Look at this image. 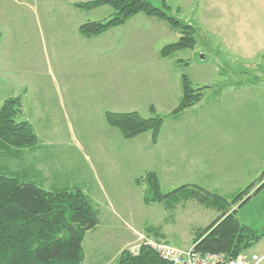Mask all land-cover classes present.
I'll list each match as a JSON object with an SVG mask.
<instances>
[{
	"label": "rangeland",
	"instance_id": "rangeland-1",
	"mask_svg": "<svg viewBox=\"0 0 264 264\" xmlns=\"http://www.w3.org/2000/svg\"><path fill=\"white\" fill-rule=\"evenodd\" d=\"M149 1L156 7L161 6V0ZM65 3L66 0H0V17L10 20V29L5 28L4 40L11 34L9 41L12 42L11 47L2 51L9 54V60L15 64L14 67L10 65L12 73L17 71V65H26L21 71L34 75L32 67L36 63L39 83L53 76L57 87H61L62 79L66 77L67 87L73 92L69 95L73 102L65 105L69 108L66 114L71 118L65 123L63 137H73L77 143V147L74 145L76 150L69 148L67 155L62 152L66 146L44 147L43 130L33 129L38 133L42 146L38 155H41L44 164L56 170L55 178L59 184L55 188L78 187L88 191L96 189L98 178L116 182L115 187L105 185V196L96 193L98 201H101V207L97 208L99 223L85 234L82 242L83 264H115L122 250L126 251L144 240L143 237L138 239L139 234L147 237V227L164 236V240L153 238L158 242L178 248L190 247L194 231L207 226L218 215L216 211L203 209L195 202L178 205L171 211L165 210L159 203L145 205L141 194L143 187H136L134 179L147 169L155 170L156 154L145 149V158L134 162L133 168H130L131 157H138L132 154L136 143L119 137L120 142H113L117 149L107 145L112 140L102 134L97 123L104 109L111 110L119 103L123 105L121 110L136 111L143 117H148L149 105H154L160 115H168L177 105V79L182 73L195 86L223 88L224 103L214 111L212 118H209L212 112L208 110L211 107L206 105L202 108L193 106L176 119L167 117L163 129L181 130L184 132L181 137L194 144L195 149L205 139L209 147L208 155L212 159L210 170L212 168L218 173L212 172L211 178H208L210 191L219 195H230L233 191L234 196L250 187L249 200L238 208V204L247 197L244 196L231 207L236 209L240 224L264 227V185L253 194L264 182V0H165L171 15L195 28L196 40L193 49L178 51L166 61L159 60L157 53L162 46L178 39L177 30L170 29L168 25L163 30L154 28V18L139 14L113 33V39L119 38L120 44L115 50L106 52L97 48L100 47L97 44L107 39H95L86 46L71 39L72 33L64 30L62 25L65 17L59 12ZM48 6L57 11L50 16L54 22L52 33L45 25L49 17L44 18L43 15ZM98 12L103 14L104 9ZM51 35L56 38L55 44L50 40ZM130 36L132 44L128 39ZM108 42L114 43L109 39ZM116 56L117 62L114 61ZM111 58L113 61L109 62ZM179 61L188 64L180 65ZM255 77L260 86L249 84V80ZM237 82L247 84L232 91ZM3 93L6 92L3 90ZM210 93L211 90H208L202 103L209 95L211 97ZM39 99L44 101L45 97ZM62 99L67 101L66 97ZM74 106L76 115L82 119L73 117L75 112L72 113L71 108ZM21 120L20 116L16 118V121ZM188 121H194L195 125L190 127ZM112 130L118 134L117 130ZM205 131L209 132L206 137ZM95 146L99 147L96 154L93 151ZM9 152L0 151V168L4 167L0 173L12 177L14 174L7 170H14L16 161L9 157ZM99 163L106 164L99 168ZM177 167L186 173L169 184L162 180L163 193L189 183L187 167ZM235 187L236 190H232ZM44 188L47 189L46 186ZM109 198L119 205L116 207L117 215L111 214V211L115 213V208L102 207L109 203ZM246 253L263 255L264 237Z\"/></svg>",
	"mask_w": 264,
	"mask_h": 264
},
{
	"label": "trees",
	"instance_id": "trees-1",
	"mask_svg": "<svg viewBox=\"0 0 264 264\" xmlns=\"http://www.w3.org/2000/svg\"><path fill=\"white\" fill-rule=\"evenodd\" d=\"M79 10L90 11L108 6L112 14L103 20L86 21L78 27L82 37L99 36L109 29L123 25L130 18L143 14L165 22L177 30L176 41L165 44L158 51V58H171L181 50L193 49L196 45L195 28L176 16L171 15L165 0L161 6H154L149 0H88L74 3ZM187 66V62L179 61ZM220 75L222 72L219 71ZM258 79L249 80V84ZM247 84L237 82L236 85ZM180 96L175 108L166 116L149 106L148 117L136 111L117 113L106 111V124L117 130L124 140L150 133L151 143L155 144L164 123L168 118H177L183 111L199 104L212 90L216 96L220 87L209 85L195 86L189 77L182 73L179 78ZM22 114L21 96L9 97L0 105V151L32 149L37 136L29 122L16 121ZM136 187L142 188V201L145 205L159 203L165 210H174L178 205L195 202L203 209L218 213L207 226L194 231L192 245L200 253H223L235 257L246 252L264 237V227L242 225L236 218V209L250 198L249 189L230 197L210 192L197 185H182L163 193L158 175L146 171L134 180ZM264 182L254 191L257 193ZM98 210L91 199L78 187L71 189L44 190L31 181L0 173V264H83L82 242L87 231L98 223ZM148 233L159 235L147 227ZM115 264H172L164 261L148 245L141 244L136 255L122 250Z\"/></svg>",
	"mask_w": 264,
	"mask_h": 264
},
{
	"label": "crops",
	"instance_id": "crops-1",
	"mask_svg": "<svg viewBox=\"0 0 264 264\" xmlns=\"http://www.w3.org/2000/svg\"><path fill=\"white\" fill-rule=\"evenodd\" d=\"M84 1H88V0H66V3L64 4L65 5L64 8H62V10H60V11L58 10L59 12H62L63 16L65 17V20L62 24L64 27V30L70 31L72 33L71 39L75 43L81 44L82 46H86L89 44L91 45L95 39L102 38V39H107V40L101 41L99 44H97V46L100 45V47H97V48L104 49L106 52H108V50H115L116 48H118L117 45L120 44L119 38L113 39V35H114L113 33L115 31H117V29L126 26L128 21L131 18L129 20H127L123 25L109 29L108 31H106L105 33H103L99 36L92 37V38L82 37L78 33V27L82 23H84L86 21L103 20V19H106L107 16H110L112 14V11L108 10V9H110L108 6H102V7L90 10V11L79 10L73 6L74 3L84 2ZM51 8L52 7L48 6L47 9H45L43 12L44 18H45V16H46V18L49 17V19H47L46 22L44 20L45 25L48 27L47 31L49 33H52V30H54V26H53L54 22L52 20H50V16L54 12L55 13L57 12L56 10H52ZM102 9H104V13L100 14L98 11H100ZM9 21L10 20H7V19L0 17V105L5 99H7L9 97L21 96V98H22V114L20 115V118H23V120H26L27 122H29L32 129L37 130V128H38L39 130H43L41 135H42L43 139H45L46 144L43 145L44 147H48L51 145L52 146L53 145L54 146H56V145L57 146H66L67 148L65 150H62V152H65L68 155L69 154V150H68L69 148L70 149L74 148L76 150L75 147H77V143H75V140L73 137H71L69 139H68V137H63L64 136L63 135V133H64L63 129L66 128L65 123H66V121L69 122V118H71L68 114H66L68 112L69 108H66L65 105H70L71 102H73V100L71 99L72 97L71 98L69 97V95L73 94V92H72V90H70L67 87V83L65 82V81L68 82V80L65 79L66 77L62 76L63 79H62L61 87L60 86L57 87L56 83L54 82V78H52L53 76H50L51 78L48 80L46 79L45 82L39 83V78L37 77L39 74L37 71L38 66L36 63H33V67H32L35 70L34 75L31 74V76H29L27 73H25V70H22L23 72L21 71L22 68L26 67V65H22V66L17 65V71L14 70V73H12V69H11L10 65L13 64L12 67H14L15 64L12 63L11 60H9L10 59L9 54L2 51L3 48L6 49V48H9L12 46V42L9 41L11 34L8 36L7 40H4L5 39L4 37L6 35L5 28H9V25H10L8 23ZM164 23L165 22H163V21L155 19L152 23V26L154 28H158L159 30L167 29V26H166L167 24L166 23L164 24ZM172 30H174V29H172ZM108 39H109V41H114V43L113 44L109 43ZM128 39H130L129 42H130V44H132L131 36ZM50 40L55 44L56 38L54 37V35L50 36ZM50 44H51V42H50ZM127 47H128V43L125 44V48H127ZM104 58H106V57H104ZM157 58H158V53H157ZM158 59L159 60L162 59V61H166L167 59H170V58H161V59L158 58ZM117 60H118V56H116V59H114V61L117 62ZM112 61H113V59L111 58L109 60V62H112ZM20 72H22V75L20 74ZM179 77H180V75H179ZM179 77L177 79L178 88H179ZM262 83H264V81H262ZM256 84H257V86H260L259 83H256ZM244 85L245 84L235 85L233 87L232 91H237V89H235V87L236 88L244 87ZM3 90L6 93H3ZM223 92H224L223 88H221V91L219 92V94L214 96V95H212V90H211V93H210L211 97L209 95V98L207 100H205L203 103L201 101L199 104L195 105L196 108L197 107L202 108L204 105H206V107H211V109H208V110L210 112H212V114H210V116H209V118H212L214 115V111L218 107H220L221 104L224 103V101H223L224 93ZM41 96L45 97L44 101L39 99ZM179 96H180V88H179V95L177 97V100H178ZM64 97L67 98V101L65 100V102H63V99H62ZM77 104H78V102H77ZM120 108H123V105L121 103H119L117 105L115 104V105H113V109H111V110L104 109L102 111L101 116L97 118V120H98L97 123L101 129L102 134L105 136L108 135L109 136L108 138L110 140H112V142L107 143V145H113L115 148H116L115 144L117 142H120L119 137H121V136H118V135H120L119 132H118V134H116V132H114V130H112L113 128L109 127L106 124V122L104 120V113L106 111L117 112V113L126 112V111L121 110ZM154 108L156 110L155 106H154ZM71 109H72V113L75 112L73 114L74 118H77L78 120L82 119L81 117L79 118L76 115L77 111H76L75 106H74V108H71ZM189 109H192V108H189ZM64 110H65V112H64ZM185 111H187V109ZM183 113H184V111L181 113V115ZM102 116H103V118H102ZM206 121H210L213 124H215V122L211 121L210 119H207ZM104 123L107 126H105ZM187 123L190 124V127L195 125L194 121H188ZM208 125L210 126L211 123H208ZM52 130H54V131H52ZM35 133H36V131H35ZM182 133H184V132H182L181 130L165 131L162 127L160 130V133L158 135L157 142L155 144L151 143L150 133L142 134V135H140L136 138L130 139V140H124L121 137L124 141H131V142L136 143V145H135L136 148L132 151V154H134L138 157H135V158L131 157V162H129L130 168H133L134 162L135 163L139 162L140 159L145 158L144 153H146V151H145V149H146L149 151V153L152 152V154H154V153L156 154V156H154L156 158L155 160L157 163L155 170L147 169V171L156 172V174L158 175L159 181H160V186H162V180L164 183L169 184V183L173 182L174 180H176L178 176L185 174L186 172H182V170L179 171V169L177 167V166H183V167H187V169H188L187 174H188V182H189V183H185L184 185H197V186L204 188L207 191L212 190V189H210L211 183H209L208 178L209 177L211 178L212 172H214L217 175H218V173H217V171L213 170L212 168L210 170L212 159L210 158L211 155H208L209 154L208 153L209 147H208L207 141L205 139H203L204 143L199 142V145L198 146L196 145V149H195L194 144L191 145L190 143H188L185 140V138L181 137ZM36 135H37L38 143L34 148L23 149V150H13V152L8 151L10 153L9 157H11V159H14L16 161V164L14 163V166H13L14 170H12V171L7 170V169L6 170H7V172L14 174L12 177L19 178L20 180H23V181L34 182L37 185L41 186L42 188H44V186H46L47 189L46 188H44V189L47 191L58 190V188H55V186H57L59 184V181L57 180V178H55L56 177L55 176L56 170L53 169L52 167L49 168V166L46 165V163L44 164V162L41 159V155H38L39 149L42 146L40 144V140H39L40 137H39L38 133H36ZM208 135H209V132L205 131L204 137H206ZM113 142H116V143H113ZM96 143H97V140L94 144H96ZM70 145H72V146L69 147ZM74 145H75V147H74ZM98 149H99V147H97V146H95V148L93 149L95 154L98 151ZM108 149L110 150V148H108ZM123 149L127 150V148H123ZM109 150H108V152H109ZM114 151H117V150H114ZM77 152H80V151L77 150ZM200 153H203V154H200ZM118 154H120V153H118ZM187 155H188V160H187ZM57 158L55 160H57ZM96 158H97V156H96ZM109 158L110 157H108V160H109ZM100 159H104V158L102 156H100ZM142 163H144V162H142ZM105 164L106 163H99L98 167L101 168ZM164 167H165V169H164ZM215 167H217V166H215ZM1 168H4V167H1ZM171 168L173 171H171ZM144 172H146V171H144ZM40 174L42 175L41 179H39V182H37L36 180L40 177ZM109 180H111V179H109ZM106 184H108L110 187H112V186L115 187L116 182H112V181L106 182V181H102L101 179L98 178L96 181L97 187H95L97 190L92 188L90 190L88 189V191H84L81 189L86 195L91 194L92 197H90V198H91V201L93 202L96 209L101 207L100 206L101 201H98V197L96 196V193H99V194H102L103 196H105L107 194V191L105 188ZM130 184H132V183H130ZM134 185H135V183H134ZM208 185H209V187H206ZM72 188H75V187H72ZM59 189H67V188L61 187ZM232 190H236V187ZM210 192H212V191H210ZM232 194H234L233 191L230 192V195H226V194L225 195L220 194V195H223L225 197H230V196H232ZM105 201H106V199H105ZM114 203L115 202L109 198V203L106 202L105 204L102 205V207L107 206L109 209L115 208V213L111 211V214L117 215L118 212L116 211V209H117L116 207H119V205L117 203H115V204ZM98 214H99V212H98ZM111 214H109V215H111ZM114 217H116V216H114ZM132 232L135 233V232H137V230L132 231ZM138 236H139L138 239L143 237L147 241L148 240L153 241L154 240L153 238H157V239L160 238L161 240H164V236L156 235L153 233H147V237H144L140 234ZM132 237H133V234H131V238ZM133 239H134V237L132 238V240ZM154 242H158V241L154 240Z\"/></svg>",
	"mask_w": 264,
	"mask_h": 264
},
{
	"label": "built area",
	"instance_id": "built-area-1",
	"mask_svg": "<svg viewBox=\"0 0 264 264\" xmlns=\"http://www.w3.org/2000/svg\"><path fill=\"white\" fill-rule=\"evenodd\" d=\"M141 244L150 246L164 261L172 264H261L264 255L249 254L244 252L235 257H228L223 253H200L191 245L187 248H178L165 242L143 240L139 244L130 246L127 251L136 255Z\"/></svg>",
	"mask_w": 264,
	"mask_h": 264
}]
</instances>
